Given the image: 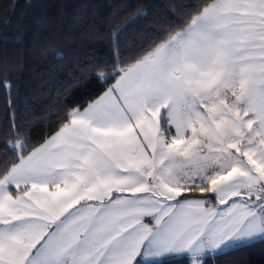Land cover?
<instances>
[{
  "label": "snow or ice",
  "instance_id": "obj_1",
  "mask_svg": "<svg viewBox=\"0 0 264 264\" xmlns=\"http://www.w3.org/2000/svg\"><path fill=\"white\" fill-rule=\"evenodd\" d=\"M172 7L147 46L92 66L115 82L42 143L13 113L0 264H208L264 243V0Z\"/></svg>",
  "mask_w": 264,
  "mask_h": 264
},
{
  "label": "trees",
  "instance_id": "obj_2",
  "mask_svg": "<svg viewBox=\"0 0 264 264\" xmlns=\"http://www.w3.org/2000/svg\"><path fill=\"white\" fill-rule=\"evenodd\" d=\"M203 0H0V135L13 119L42 143L70 107L115 82H100L96 64L111 65L147 46L174 22L173 4L191 10ZM145 15L134 17L136 8ZM119 32L115 43L112 33ZM118 49V51H117ZM7 81L11 90L4 87ZM9 101L12 102L9 110ZM208 264H264V243Z\"/></svg>",
  "mask_w": 264,
  "mask_h": 264
}]
</instances>
